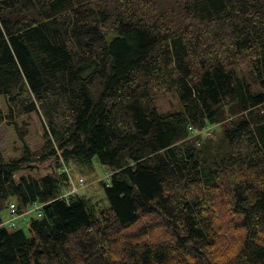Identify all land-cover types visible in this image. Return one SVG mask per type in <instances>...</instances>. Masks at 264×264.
Segmentation results:
<instances>
[{
  "label": "trees",
  "instance_id": "16d2710c",
  "mask_svg": "<svg viewBox=\"0 0 264 264\" xmlns=\"http://www.w3.org/2000/svg\"><path fill=\"white\" fill-rule=\"evenodd\" d=\"M0 95L42 117L41 160L110 170L96 208L0 151V264H264V0H0ZM11 197L42 203L29 233L3 224Z\"/></svg>",
  "mask_w": 264,
  "mask_h": 264
},
{
  "label": "rangeland",
  "instance_id": "374dc122",
  "mask_svg": "<svg viewBox=\"0 0 264 264\" xmlns=\"http://www.w3.org/2000/svg\"><path fill=\"white\" fill-rule=\"evenodd\" d=\"M182 21L185 24L186 19L184 20L183 18ZM245 66L246 65H243V68H245ZM152 94L154 96L155 106L161 111L177 110L180 108V103L174 92L162 91L158 87H155ZM225 123L226 122L223 121L222 124L219 123L217 126L210 127L209 130H202L194 135L199 133L202 136L201 139L210 137L216 140L221 134L222 125ZM18 129H20L19 131H25L26 134L20 137ZM45 145L46 138L44 137L42 117L38 113L32 112L10 118L5 100L3 96L0 95V151L2 155L5 159L19 157L23 152L24 146L29 148L32 152L30 163L23 170L16 173V178L22 173H29L32 176L38 177L44 173L56 172L55 170L57 169L58 172H64L62 171V167L66 165L69 168L67 171L69 175V177L67 175L68 184L63 189L66 194L75 193L81 195L93 203L96 208L108 205L103 187V183L108 185L110 182V170L106 165L100 163L97 157H93L90 167L74 163L71 160L64 162L63 159H60V168H58L53 158L41 160V154L45 153ZM79 178L83 179V182L80 181ZM14 199L15 198L11 197L9 200L14 202ZM7 208L8 205L1 211V217L6 215L7 218L9 216ZM22 215H25V217L19 216L16 218V226L22 228L26 233H29L28 222L31 217H35L34 210H32L31 207L30 210L24 212ZM223 218H227V215L224 214L223 216H219L218 223L215 222L219 229L222 228L221 225L227 226V224H224ZM146 221H149L148 218H146ZM5 226L10 228L7 223H5ZM160 232H162L161 229ZM240 235L241 231L239 230L234 231L228 227L227 229L223 228L222 239L214 249L216 256L223 259L231 255L237 246Z\"/></svg>",
  "mask_w": 264,
  "mask_h": 264
},
{
  "label": "built area",
  "instance_id": "2783aa9c",
  "mask_svg": "<svg viewBox=\"0 0 264 264\" xmlns=\"http://www.w3.org/2000/svg\"><path fill=\"white\" fill-rule=\"evenodd\" d=\"M210 126L208 127H205L203 129V131L205 130H209ZM189 129L191 130V134H195L196 131L192 130L191 127H189ZM69 170V168L66 166V165H63L62 167V171L66 172ZM68 175V173H67ZM69 177V175H68ZM80 181L83 182V179L79 178ZM68 188V187H67ZM72 194H75V193H71V194H66L63 190V192L61 193L60 196H62L64 199H68V197ZM32 207V210H34V213L35 215L37 216H41L42 215V203L41 202H37V201H34L32 202L30 205H28L22 212H18L17 211V204L16 202L14 201H11L8 205V208H7V213H9V216L6 218V215L2 218V222L3 224L7 223L10 227H15L16 226V218L21 216V217H25V215H22L24 214V212L30 210V208ZM20 217V218H21ZM4 219H5V223H4Z\"/></svg>",
  "mask_w": 264,
  "mask_h": 264
}]
</instances>
